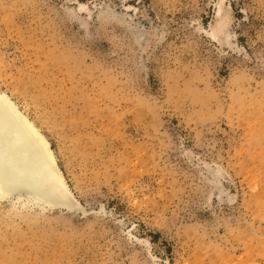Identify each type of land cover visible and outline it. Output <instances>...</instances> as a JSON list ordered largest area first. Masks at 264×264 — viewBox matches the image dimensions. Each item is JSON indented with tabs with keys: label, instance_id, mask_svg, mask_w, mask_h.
<instances>
[{
	"label": "rangeland",
	"instance_id": "obj_1",
	"mask_svg": "<svg viewBox=\"0 0 264 264\" xmlns=\"http://www.w3.org/2000/svg\"><path fill=\"white\" fill-rule=\"evenodd\" d=\"M0 92L75 206L0 199V264H264V0H0Z\"/></svg>",
	"mask_w": 264,
	"mask_h": 264
},
{
	"label": "bare ground",
	"instance_id": "obj_2",
	"mask_svg": "<svg viewBox=\"0 0 264 264\" xmlns=\"http://www.w3.org/2000/svg\"><path fill=\"white\" fill-rule=\"evenodd\" d=\"M5 118L8 128L0 135V199L23 194L29 203L74 208L51 143L17 104L0 92V119Z\"/></svg>",
	"mask_w": 264,
	"mask_h": 264
},
{
	"label": "water",
	"instance_id": "obj_3",
	"mask_svg": "<svg viewBox=\"0 0 264 264\" xmlns=\"http://www.w3.org/2000/svg\"><path fill=\"white\" fill-rule=\"evenodd\" d=\"M8 120L5 118V119H0V135H5V131L3 129H6L8 128ZM18 165V163L16 164ZM19 173H22V171H20Z\"/></svg>",
	"mask_w": 264,
	"mask_h": 264
}]
</instances>
